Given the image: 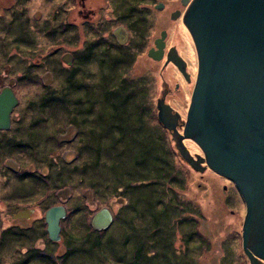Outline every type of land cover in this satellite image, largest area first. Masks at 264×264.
<instances>
[{"label":"trees","instance_id":"16d2710c","mask_svg":"<svg viewBox=\"0 0 264 264\" xmlns=\"http://www.w3.org/2000/svg\"><path fill=\"white\" fill-rule=\"evenodd\" d=\"M84 27L85 25L82 29ZM85 39L82 49L75 53V63L71 68L46 69L52 71L54 78L55 70H58V74L65 81V88L54 93L48 91L42 100L29 102L27 108L32 110L36 107L41 110V114L37 119L34 115H32L34 118L30 116V122L24 127L33 128L39 126L40 122L51 121L49 127L53 128L52 124L58 130L59 119L62 117L77 130L78 134L82 127L87 130L83 148L88 151L89 156L80 168L72 164L71 169L73 174L83 171L82 174L87 178L88 183L86 189L93 195L100 192L114 197L118 193L115 197L123 203L118 206L116 215L113 216L112 229L116 224L120 225V229L116 228L119 230L118 235L115 236L116 241L112 243L113 240L108 238L109 244L102 243L100 237H95L97 232L90 228L89 221L87 225L90 232L82 233L78 230L75 233L77 223L82 221L83 216L88 218V215H85L84 207L71 203L73 217L70 222L73 226L60 231V243L66 246V250L60 256L53 255L57 243L50 242L46 238L42 222L39 221L38 228L31 226L27 229L14 228L10 231L1 228L0 221V257L7 253L14 264H104V260L107 261V253L112 254L117 251L121 254L118 260H121L122 264H190L193 258L189 259L185 249L191 241V236L196 232L190 231L191 233L189 232L184 238L181 253L173 246V234L170 232L172 229L170 230L169 222L173 221L179 212L178 208L175 209L178 204L171 198L169 191L171 186L169 188L168 186L182 181L181 178L179 180L174 176L173 166L166 161L169 152V148L164 143L166 134L160 130L158 124H150L148 120L151 116L149 97L151 85L144 76L128 78L131 70L129 66L132 57L136 55L134 49L137 43L134 44V40H131L130 46L110 56L105 54L102 48L104 38L99 28L93 27L90 35L85 34ZM93 63L97 64L96 72L99 77L90 88L82 79L88 78L87 81L95 79L91 75L92 71L85 70L86 66L94 65ZM46 114L48 116H45ZM151 119L152 122L154 117L151 116ZM44 132L45 130H42L41 134ZM59 132L60 130L56 135ZM39 144L33 137L28 136L25 139L21 133L14 131L7 135L2 134L0 162L6 158H13L15 152L26 148L35 151L34 148ZM41 150L44 160L47 155L43 148ZM74 153L76 160L80 155L78 151ZM48 166L44 177L39 174H33L35 177L29 173L21 174L24 169L16 173L2 167V171L12 174L17 181L15 184H19L15 192L5 195V199L17 204L32 202L31 200L41 196L42 191L51 184L52 176L49 174ZM98 167L104 170L106 168L105 172L108 174L98 173L95 170ZM64 169L58 170L55 178L52 179L54 185L57 183L56 180L62 179ZM97 184L101 187L99 192ZM64 187L66 186L60 189ZM164 193H167L169 199L162 204L161 196ZM46 198L47 196H44L43 200ZM51 206L52 204L49 208ZM189 225L192 226V223ZM110 234L114 235L115 231ZM42 239L44 247L40 246L39 250L33 248L32 244L36 245ZM198 240L197 237L195 249L202 244ZM29 243H31L30 248L27 254L23 255L19 247L23 248L22 244ZM3 248L7 250L5 253Z\"/></svg>","mask_w":264,"mask_h":264},{"label":"water","instance_id":"95a60500","mask_svg":"<svg viewBox=\"0 0 264 264\" xmlns=\"http://www.w3.org/2000/svg\"><path fill=\"white\" fill-rule=\"evenodd\" d=\"M197 54V75L182 134L170 147L190 171L201 173L182 144L203 154L205 168L231 181L245 205L241 248L249 264H264V0H193L183 17ZM119 43L122 39H117ZM155 47L159 49L157 43ZM153 51V49H152ZM148 57L153 58L151 51ZM70 64L69 55L61 57ZM159 58L155 57V60ZM17 105L10 89L0 93V130L9 129ZM158 120L163 124L159 106ZM188 164V165H187ZM31 211L14 218L28 219ZM62 205L44 213L47 238L60 240ZM113 223L110 207L93 213L89 226L104 232Z\"/></svg>","mask_w":264,"mask_h":264},{"label":"flooded vegetation","instance_id":"af4514ba","mask_svg":"<svg viewBox=\"0 0 264 264\" xmlns=\"http://www.w3.org/2000/svg\"><path fill=\"white\" fill-rule=\"evenodd\" d=\"M123 1L107 3L106 0H0V93L4 89H10L17 100V105L9 115V129L0 130V135L13 131L25 132L26 128L21 126L20 121L28 112L20 110H24L31 101L42 100L46 89L54 81L51 72L44 69L42 38L48 37L51 42L60 39L75 49L78 39L81 38L82 44L76 50L79 51L86 40L85 34L90 35L91 29L97 27L104 38L102 48L105 54H118L124 47L130 46L131 40H134V44L137 43L134 51L139 59L141 53H144L150 65L145 73L136 77L144 76L145 80L149 79L151 116H156L158 120V105L163 124L169 130L157 123L169 137L175 150L179 149V145L173 142L177 139L175 131L178 134L183 132L198 65L195 46L183 24V17L193 0H130L127 4ZM54 2L56 4L52 5ZM47 4H50L48 8ZM158 12L166 15L162 25H158L156 21ZM117 39H122V42L119 43ZM155 43L159 49L155 47ZM150 51L154 59L148 57ZM63 55L70 56V64L62 61ZM155 57L159 59L155 60ZM52 61L53 59H49L48 63ZM74 61L75 52H63L51 68L59 69L64 67L63 64L68 66L65 68H71ZM46 76L50 78L49 83H46ZM152 76L155 79H151ZM28 87L37 88V91L30 95ZM21 91H24L23 95L20 94ZM151 102L154 103V108ZM188 142L191 141H182L186 149ZM191 147L196 150L192 159L197 169L202 173L209 171L201 160L203 154L200 149L195 144H191ZM39 156L41 159L42 154ZM11 160L12 158H6L2 163L6 166ZM2 199L6 206L5 211L0 214L8 215L13 221L11 225L4 227L10 231L14 228L21 230L31 227V221L36 217H30L42 205L37 203L41 199L40 195L31 200L32 202L17 204L6 200L5 195ZM39 201L42 202V199ZM24 211H31L28 219L14 218L17 213ZM44 213L45 208L41 218L45 231ZM41 241L40 245L32 244L33 248L44 247L43 239ZM30 244H22L23 255L27 254Z\"/></svg>","mask_w":264,"mask_h":264},{"label":"rangeland","instance_id":"374dc122","mask_svg":"<svg viewBox=\"0 0 264 264\" xmlns=\"http://www.w3.org/2000/svg\"><path fill=\"white\" fill-rule=\"evenodd\" d=\"M106 1L108 3L109 1L115 0ZM123 2L127 4V2L130 3V0H124ZM55 4L56 2L52 3V5ZM49 5L47 4V8ZM165 18V13L158 12L156 16L157 24L162 25L165 21ZM82 41L83 39H78V46L75 49V47L69 46V43H63L60 41V39H58L56 42H51L48 37L42 38L44 47L43 54H45L44 69H48L50 67L49 70H51V67L54 66L53 64L56 63V60H59V57L63 54V52L73 51L76 53V50L79 49ZM132 58L133 60L129 66V69L131 68L128 75L129 79H133L136 76L145 73L146 69H148L150 65V62L146 60L143 52L141 53V59H139L137 55H134ZM49 59H53V61L48 63ZM139 60L141 63H139ZM93 64L94 65L91 64L86 66L85 70L92 71L91 75H93L95 79H89L90 81H87L88 78L82 79L90 88H92V85L95 81H98L97 79L99 77L96 72L97 64ZM63 66L64 67H60L59 69L68 70L65 68L68 67L67 65L63 64ZM49 72L52 73V71ZM54 76V81L52 85L46 89L45 94L48 91H53L52 93L59 92L65 88V81H63L62 76L58 74V70H55ZM49 79L50 78L46 76V83L50 82ZM151 79H155V77L152 76ZM148 80L149 79H147V81ZM97 86L99 87V85ZM27 89L30 95L37 91V88L33 87H28ZM20 94L23 95L24 91H21ZM35 95L38 96L37 94ZM151 104L154 108V103L151 102ZM57 105H61V107L63 106V104ZM20 111L28 112V116H25L24 118L23 115V118L20 121L22 127L26 126L28 122H30V116L37 119L41 114V110L37 109L36 107L32 110L28 109L27 104L26 108ZM44 111L49 112L47 110ZM56 112L59 113L62 111ZM32 115H34V117ZM42 116H44V114ZM45 116L48 115L46 114ZM148 120L150 121V124H158L156 116H154L152 122L151 116ZM48 122L49 123L40 122L39 126L33 128L24 127L26 128V131L21 132V135L25 139L28 136L33 137L34 140H37L38 143H40L38 147L34 148L35 151H31V149L26 148L27 150L25 149L17 153L15 152L14 155L12 154V160L7 162L6 166L5 163H2V161L0 162V213L5 211L6 206L2 197L7 193L11 194V192H15L19 186V184H15L17 181L12 176V174H7L6 172L2 171V167H8L9 169H12L9 171H16V173H19L20 170L24 169L21 174L29 173L32 174L33 177H35L33 174H39L40 176L44 177L47 173L46 166L49 165V174L52 176L50 180L51 184L42 191V195L40 196L42 202L39 201L41 199H39L37 202L42 203V205L40 204V209L35 212L33 217H30V219L36 217L31 221L32 226H36L37 228L40 227L39 221L42 222L41 218L43 217V209H48L49 205L52 204V206L62 205L65 208L66 215L60 220L59 225L60 230L64 228L68 229L70 226H73V224L70 222L73 217L71 211L73 205L71 203H75L76 205L84 207L85 215H88V218L83 216L82 221L77 223L75 233H77L78 230L82 231V233H88L90 230L88 229L87 224L90 216H92L94 212L101 209L102 207L108 206L110 207L113 216H115L118 206L123 202L120 201V199H116L117 197L115 196L118 195V193L114 195V197L109 196L111 194L108 193H100L99 191L101 187L99 184H97L99 193L97 195H93L89 190L86 189V185L88 183L87 178H85V176L82 174L83 171L81 173L76 172V174H73L71 165L74 164L75 167L80 168L86 162V158L89 156L88 151L83 148V144L86 142L85 137L87 130L82 127L80 134H78L77 130L70 126L67 120L61 117V119H59V126L57 127L59 128L58 130H60V132L56 135L58 130L52 124L51 126L53 128L49 127L51 121ZM42 130H45L43 134H41ZM165 136L166 137L164 138H166V140L164 143H166L167 148H169L168 156L166 157L165 155L166 161L173 166L174 176L179 178V180L181 178L182 181L179 184L168 186V188L171 186V189H169L171 198H173V202L178 204L175 209L178 208L177 211L179 212V215L174 218L173 221L169 222L171 225L170 230L172 229L170 232L173 234L174 248L177 252L181 253L183 246L182 241L188 236L190 231H195L196 234L192 235L191 239L189 238L191 241L188 243V247L185 249L189 259L193 258L190 261V264H249L241 248V225L245 215V205L234 184L231 181L215 174L211 170L205 171L203 173L190 171L183 163L178 160L177 155L170 147L168 136ZM191 144L194 143H187L188 149L190 151L188 149H186V151L189 156H191V153L196 152V150L191 147ZM41 148L44 149V153L47 155V157H44V160ZM75 151H78L80 155V157L77 156L76 160V154L74 153ZM35 154L37 156H35ZM40 154H42L41 159L39 156ZM33 159H35V161H33ZM61 169H64L62 179L58 181L56 180L57 183L54 185L52 183V179L55 178L56 173H58V170ZM95 170L100 174L107 173L105 172L106 168L104 170V168L98 167ZM64 185L66 187L60 189V187ZM68 187L72 190H70ZM44 196H47L45 200H43ZM161 199V203L165 204L169 199L167 193H164L161 196ZM35 205L38 206L37 204ZM0 219L2 224L1 228H4L5 226L7 227L13 223V221L10 220V217L6 214H0ZM189 223H192V226H190ZM112 226L113 225L111 224V226L103 233L97 232L95 237H100L101 242H105L107 244L110 243L108 238H111L113 240L112 243H114L116 241L115 236L119 233V230L116 228L120 229V225L118 226V224H116L113 229ZM192 228L195 230H190ZM113 231H115V234H110ZM197 237L199 239L198 241H200L202 244L199 246V248L195 249L194 244ZM54 243L57 244L54 246L55 252L53 255L60 256L66 250V246L63 243H60V240ZM40 244L41 241H38L37 245ZM19 249L21 252L24 251L20 247ZM14 250L15 248L10 253L12 254ZM3 251L5 253L7 250L4 249ZM119 255L121 256V254H118L117 251L113 252L112 254L108 252L107 261L105 262L104 260V264H122V261L118 260ZM113 257L116 260H114ZM124 260L126 261V258H124ZM0 264L14 263H12V258L6 253L0 257Z\"/></svg>","mask_w":264,"mask_h":264}]
</instances>
